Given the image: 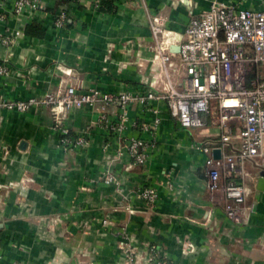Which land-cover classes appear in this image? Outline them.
I'll return each instance as SVG.
<instances>
[{
    "label": "crops",
    "instance_id": "crops-1",
    "mask_svg": "<svg viewBox=\"0 0 264 264\" xmlns=\"http://www.w3.org/2000/svg\"><path fill=\"white\" fill-rule=\"evenodd\" d=\"M13 1L0 0V34H21L12 46L0 45V61L8 68L0 78V95L8 100L41 96L70 84L77 93L143 92L148 82L149 20L161 17L165 30L180 34L189 16L207 6L205 0H113L116 11L106 15L97 12L92 0L66 5L47 0L53 12L24 21L12 14ZM240 6L260 10L264 0H244ZM60 11L66 20L55 28L53 20ZM29 24L40 26L41 39L23 35ZM135 62L143 69L137 70ZM119 65L124 69L117 74ZM156 107L160 122L152 133L139 127L151 122V114L128 108V120L136 126H127L119 141L123 145L131 137L154 148L144 166H131L126 157L110 165L118 188L96 182L105 166L101 146L108 141L107 154H112L117 143L114 135L105 141L99 128L87 130L98 112L81 108L63 117L68 133L90 142L88 148L63 154L57 147L60 137L51 130V112L0 110V186L13 183L12 190H0L1 264H68V235L75 236L76 246L91 244L94 264H115L117 242L128 243L141 258L155 249L160 259L172 264H264V150L256 164H245V202L239 221L232 223L223 214L222 195L206 192L204 155L194 149L216 142L217 128L207 124L184 131L168 117L164 105ZM226 181L221 174L219 184ZM146 187L156 193L151 211L134 196ZM54 214L67 218L55 231L44 230L46 240H37L36 219ZM105 215L110 226L101 228L98 220ZM83 223L90 230L80 235ZM122 231L126 239L118 237Z\"/></svg>",
    "mask_w": 264,
    "mask_h": 264
},
{
    "label": "built area",
    "instance_id": "built-area-1",
    "mask_svg": "<svg viewBox=\"0 0 264 264\" xmlns=\"http://www.w3.org/2000/svg\"><path fill=\"white\" fill-rule=\"evenodd\" d=\"M205 1L206 9L190 15L180 34L165 31L161 17L150 19L145 91L102 93L91 89L77 93L66 87L25 100H8L0 95V110L23 113L40 104L57 118L84 106L100 105L103 109L107 104L115 108L116 116L100 115L99 120L108 122L107 131L118 139H123L121 134L127 126H136L135 121L128 120L131 107L151 114V122L139 126L151 133L160 122L156 104L164 105L168 117L184 131L201 130L207 124L215 126L217 141L194 149L204 155L206 192H219L225 218L237 223L246 197L242 183L247 177L245 164H256L264 150V8H244L240 6L244 0L227 5L217 0ZM92 2L96 6L99 0ZM46 8L47 0H14L12 14L24 21H36ZM65 20L64 11L58 12L53 26L59 28ZM20 36L17 30L0 34V45L12 46ZM134 64L142 67L139 62ZM7 74L6 63L0 61V78ZM125 140L122 147L127 159L144 165L153 143L131 137ZM224 150L228 153L224 154ZM213 151L219 152L218 159L213 158ZM221 174L227 180L223 185L219 184ZM108 182L114 181H105ZM138 197L145 207L155 204L153 188L141 190ZM124 253L127 264H131L132 252L126 249ZM155 257L158 258L156 254ZM152 264L172 263L155 260Z\"/></svg>",
    "mask_w": 264,
    "mask_h": 264
},
{
    "label": "rangeland",
    "instance_id": "rangeland-1",
    "mask_svg": "<svg viewBox=\"0 0 264 264\" xmlns=\"http://www.w3.org/2000/svg\"><path fill=\"white\" fill-rule=\"evenodd\" d=\"M148 26H149V23H148ZM61 27H59V28H61ZM165 31H167V30H165ZM149 37H150V35H149ZM149 44L151 45V41H150ZM149 46H148V50H149ZM133 65H135V64L133 63ZM134 67H136L137 70L143 69L142 67L139 68L136 65ZM147 67H148V65H147ZM262 67L263 66H261V68ZM123 69H124V67L122 65H119V66L115 67V73L119 74V73H121V70H123ZM106 70L107 69H105V68L103 69V71H105L104 73L107 72ZM66 87L74 88V85L70 84V85H67ZM66 87L61 88V90H64ZM103 107H104L103 109H100V105H91V106H84L82 108V109H88L89 112H93L95 114L98 112L96 118L91 120V121H89L88 122V126L86 128H87V130H90V129H93V128H99V129H101L102 133L105 134V136H103L104 138H106V136L111 138V137H113V136H111L112 135L111 132H108L107 129H106V126L108 125V122H103V120H99V116L103 115L105 118H107L108 117V113L111 114L109 112V109H111L112 115L116 116L115 110H113L115 108H113L112 106H108L107 104L104 105ZM36 108H43V109H46V110H48L50 112L48 107H44V106H42L40 104H37L35 106L29 107L23 113H26L29 110L36 109ZM65 115H67V113L66 114L62 113L57 118H55V117H53V115H51V130H53L60 137L58 139V141H57V147H59V149H61L63 154H68L71 151L73 152L75 150L88 148L89 145H90V142L85 137L74 136V135H71L70 133H68L65 136H64V134H62L63 131H65V130L67 131L68 130L63 124V117ZM61 136H62V139H61ZM116 140H117V143L115 144V149H114L112 154L111 153L107 154L108 153V148H109V144H108L107 138L105 140L107 142H105L100 148V151L103 154V158H104L103 160L105 162V166L100 171L96 182L101 184V185H103V186H105V187L112 186V187L118 188L119 181H117L116 177L114 176L110 165L114 161H119V160L123 159V157L127 158V156L124 154V148L122 147V144L119 141L118 137L116 138ZM129 163H131V166H136V167L144 166V165L133 164V162H131V161ZM109 179H112V181H114V182H108L106 184L105 181L109 180ZM20 181L22 182V181H24V179L19 180V184L21 185ZM24 185H27V184H24ZM12 189H13V183L12 182H6L5 184L0 186V190H4V191H8L9 190L10 191ZM145 189H148V187L137 190L136 193L134 194L135 198L138 199V200H141L138 197V194H139V192L141 190H145ZM121 199H122V201L125 202L126 201V196H122ZM155 201H156V193H155ZM152 208H149L146 205V209L147 210L151 211ZM69 210H71V209H69ZM64 216L65 215L54 214V215L40 217L39 219H36L37 223L35 225L38 227L36 229V231H35L36 232L35 233L36 239L38 238L37 240H42V239L46 240L47 235L45 233H47V232H45L44 230L46 229V230H49V231H52V232L55 231V229L58 226H61L63 224V222L65 221V219L67 218L66 216L65 217ZM98 224H99V226L101 228H107L108 226H110V222H109V220H108L106 215L98 220ZM79 228H81V229H79V232L81 233L80 235H83V234L87 233L90 230V227H88L85 223L81 224V227H79ZM66 234H70V233H66ZM118 235H119L118 237H120L121 239H126L125 238V233L123 231L120 232ZM75 239H76L75 236H71V235H68L65 238L64 244L67 246V250L70 253V257L67 260L68 264H94L93 256L96 253H95V251L92 250L91 244L90 243L89 244L84 243L83 246L82 245L81 246H76ZM80 240H83V239L80 237ZM85 242H87V241H85ZM127 244L128 243H126V244L125 243H118V242L115 243V248L117 250L116 251L117 259L115 261L116 262L115 264H127V259H125V253H124L126 249L128 251L129 246L127 247ZM54 245H57V244H54ZM129 250L132 251L133 249L129 248ZM132 254H133L132 255L133 257H132L131 264H144V263L145 264H152V262L155 261V260H159L161 262H168V261H166V260H164L162 258L161 259L159 257L156 258L155 257V249H152L149 252L148 257H146V256L142 257V258L139 257V256L136 257L135 256V251H133ZM1 255L2 254H0V264H1V260H2V256ZM57 263H58V261H53L52 262V264H57ZM13 264H19V263L14 262Z\"/></svg>",
    "mask_w": 264,
    "mask_h": 264
},
{
    "label": "trees",
    "instance_id": "trees-1",
    "mask_svg": "<svg viewBox=\"0 0 264 264\" xmlns=\"http://www.w3.org/2000/svg\"><path fill=\"white\" fill-rule=\"evenodd\" d=\"M113 0H99L96 5V10L98 13L112 15L115 13L116 9L112 4ZM56 5H66V4H77L79 0H56ZM46 11L53 12V9L46 8ZM23 35L32 39H41L43 37V31L40 29L38 24L25 25L23 28Z\"/></svg>",
    "mask_w": 264,
    "mask_h": 264
},
{
    "label": "water",
    "instance_id": "water-1",
    "mask_svg": "<svg viewBox=\"0 0 264 264\" xmlns=\"http://www.w3.org/2000/svg\"><path fill=\"white\" fill-rule=\"evenodd\" d=\"M212 156L214 159H218L219 158V152L218 151H213L212 152Z\"/></svg>",
    "mask_w": 264,
    "mask_h": 264
}]
</instances>
